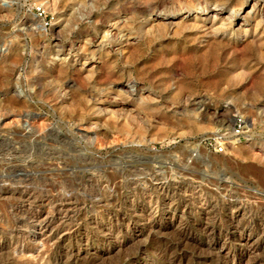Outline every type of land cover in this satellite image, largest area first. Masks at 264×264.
Segmentation results:
<instances>
[{
  "label": "rangeland",
  "instance_id": "1",
  "mask_svg": "<svg viewBox=\"0 0 264 264\" xmlns=\"http://www.w3.org/2000/svg\"><path fill=\"white\" fill-rule=\"evenodd\" d=\"M88 1L67 11L74 19L67 13L66 24L65 16L57 18L59 0H0V264H169L170 246L181 230L206 242L208 227L212 241L222 243L217 232L229 225L230 202L249 204L247 214L264 220V181L252 172L257 166L264 171V36H252L246 23L264 0ZM214 1L236 4L228 34L237 36L233 40L200 44L198 34L196 43L182 27L141 25L157 12L193 4L211 5V19L218 18ZM95 10L101 14L86 16ZM118 17L122 29L132 32L133 44H115L113 34L102 39L99 30ZM78 29L96 38L75 36ZM119 81L142 88L149 98L142 102L138 95L117 92ZM95 97L107 100L99 103ZM193 97L209 105L205 117L193 110ZM215 107H228L227 114L215 117ZM239 117L241 133L231 137ZM218 132L229 140L222 153L206 144ZM249 141L263 144V150L249 148ZM221 181L228 186L221 187ZM46 197L66 203L53 211L55 238L35 244L33 256L24 254L21 245L32 244L23 239L20 222L43 208ZM199 200L212 210H204ZM241 242L233 240L225 251L231 244L237 252L244 248Z\"/></svg>",
  "mask_w": 264,
  "mask_h": 264
},
{
  "label": "bare ground",
  "instance_id": "2",
  "mask_svg": "<svg viewBox=\"0 0 264 264\" xmlns=\"http://www.w3.org/2000/svg\"><path fill=\"white\" fill-rule=\"evenodd\" d=\"M84 1V0H83ZM202 1V0H201ZM82 2V0H59V7L61 8L59 11V14L57 16L58 19H60V17L65 16L62 20L63 22L66 23V21L69 20V18H73L72 15H70L68 12L69 10H71L74 5H76L77 3ZM90 2V0L88 1ZM93 2V1H91ZM206 2V1H205ZM215 2V1H214ZM218 2V1H217ZM225 2V1H224ZM182 3V2H181ZM197 3V2H196ZM209 3V2H208ZM213 3V2H212ZM226 3V2H225ZM80 4V3H79ZM85 4V3H84ZM107 4V3H106ZM190 4V3H189ZM200 4V3H199ZM256 4V3H255ZM48 5V4H47ZM171 5V4H170ZM230 5V4H229ZM236 5V4H235ZM233 7H229L226 4H221V3H216L215 2V8L218 7V9L216 10V12L218 14H220V16L217 18V16H214L213 19H211L212 14L210 13V9H211V5L205 4V5H197V4H193V5H184L185 7H179L176 10H172L169 13H160L157 12V10H152V12L156 13L154 16L152 17H147L144 18L141 21V25L142 27H149L147 30L151 29L153 30V27L157 26V25H167L168 28L170 29V26H172V29L175 28H181L182 30L183 28H185L189 34L191 35L192 40H196L197 43V34L201 37L199 42L201 44V42H207L209 41L208 39L213 38V39H219V38H234L235 35L233 36H228V34L232 35L231 33L233 32L232 30V24L234 19H236V6ZM177 6V5H176ZM175 6V7H176ZM181 6V5H180ZM183 6V5H182ZM238 6V4H237ZM174 7V6H173ZM235 7V8H234ZM239 7V6H238ZM237 7V8H238ZM254 7V6H253ZM81 8V7H80ZM106 9V8H105ZM240 9V8H239ZM237 9V10H239ZM99 10V9H98ZM171 10V9H170ZM215 10V9H214ZM226 10H229V15L227 17H222L221 14L223 12H225ZM57 11V10H56ZM68 11V12H67ZM169 11V10H168ZM92 12V11H91ZM94 12V11H93ZM250 12V11H249ZM70 15V17H66V15L68 14ZM73 13V12H72ZM71 13V14H72ZM104 13V12H103ZM101 14V12H95L94 13H88L86 16H88L89 18L91 17H97ZM150 15V14H149ZM148 15V16H149ZM162 15V16H161ZM145 17V16H144ZM172 18V17H180V20L177 21H170V22H166V21H160V18L162 19H166V18ZM249 19L246 20V23L248 25H250V28H253V33L251 34L252 36H258V38L264 36V7H260L255 6L251 13L248 14ZM70 18V19H71ZM74 19V18H73ZM72 19V20H73ZM114 19V18H113ZM123 19V18H122ZM161 19V20H162ZM72 20H70L69 22H71ZM76 21V20H75ZM94 22V21H93ZM103 22V21H102ZM121 22V23H120ZM123 21H120L119 17L117 18L116 21H114L113 24L111 25H103V29L101 28L99 30V32L102 34V39H106L108 38V36L110 34H113L112 36H114V39H118V41H115V44H121L122 42H125V44H129L132 43L130 41V39H133L134 37H132L131 33L129 32H125L124 29H122L123 25L120 26V24H122ZM68 23V22H67ZM66 23V24H67ZM108 25V26H107ZM107 26V27H106ZM106 27V28H105ZM156 28V27H155ZM166 28V29H168ZM234 28V27H233ZM71 29V28H70ZM143 29V28H142ZM159 29V28H158ZM145 30V29H144ZM143 30V31H144ZM171 30V29H170ZM177 30V29H175ZM181 30V29H180ZM248 30V29H246ZM66 31V30H65ZM64 31V32H65ZM70 31V30H69ZM98 31V29H97ZM114 31V32H113ZM139 31V30H138ZM167 31V30H166ZM59 32V31H58ZM75 33V36L78 37H83L86 41H89L93 39L94 34L88 30H84V29H78V31H73ZM113 32V33H112ZM148 32V31H147ZM163 32V31H162ZM165 32V31H164ZM169 32V31H167ZM173 31H171V33H173ZM182 32V31H181ZM186 32V31H185ZM146 33V32H145ZM187 33V32H186ZM71 34V33H70ZM169 34V33H168ZM175 34V33H174ZM239 34V33H238ZM187 36H189L188 34H186ZM193 35V36H192ZM243 35V34H242ZM134 36V35H133ZM169 37V36H168ZM237 37V36H235ZM96 38V37H95ZM83 39V40H84ZM221 41V40H220ZM264 40H261L260 43H263ZM85 42V41H84ZM192 43H194L195 41H191ZM223 42H225L223 40ZM231 42V40H230ZM88 43V42H87ZM210 43V41H209ZM133 44V43H132ZM227 44V41H226ZM250 44V43H249ZM85 45V44H84ZM203 45V44H202ZM197 46V45H196ZM201 46V45H200ZM207 47V46H206ZM249 47V46H248ZM101 48V47H100ZM205 48V47H204ZM137 49V48H136ZM194 54V53H193ZM192 54V55H193ZM64 59V58H63ZM54 60H59V58H54L52 61ZM60 60H62L60 58ZM190 61V60H189ZM191 62V61H190ZM91 69L94 68L92 66H90ZM179 67V66H178ZM90 73V72H89ZM115 73V72H114ZM92 75V74H91ZM250 75V74H249ZM90 76V74L88 75ZM118 76V75H117ZM115 76V77H117ZM120 76V75H119ZM122 76V75H121ZM125 77V76H124ZM108 78V77H107ZM106 78V79H107ZM111 78V77H110ZM121 78V77H120ZM122 79V78H121ZM124 79V78H123ZM87 80V79H86ZM115 80V79H114ZM120 80V79H119ZM257 80V79H256ZM255 80V81H256ZM108 81V79H107ZM106 81V82H107ZM118 81V80H117ZM258 81V80H257ZM262 81V80H261ZM110 82V81H109ZM115 82V81H114ZM261 83V82H260ZM264 83V82H263ZM111 84V83H108ZM116 84H119L120 87L118 89H116L117 92L120 93H126L127 95H138V98L143 102L145 100V97L147 98L148 96H143L141 91L142 88L140 87H135L134 89H132V87L134 85H130L131 87L128 86V82L125 83V81H119ZM114 85V84H113ZM103 86V85H102ZM105 86V84H104ZM109 87V85H107ZM106 86V87H107ZM107 87V88H108ZM106 88V89H107ZM128 88V89H127ZM261 89V88H260ZM110 89H108L107 91H109ZM102 91V90H101ZM106 91V92H107ZM103 92L105 93L104 87H103ZM90 93V92H89ZM102 93V92H101ZM180 93V92H178ZM254 93V92H252ZM116 94V93H115ZM262 94V93H261ZM92 95V94H91ZM90 95V96H91ZM103 95V94H102ZM119 95V94H118ZM118 95L116 97H118ZM160 95V93H159ZM177 95V94H176ZM179 95V94H178ZM184 95V94H183ZM255 95V94H254ZM122 96V95H120ZM181 96V95H180ZM101 97V96H100ZM105 97V96H104ZM107 97V96H106ZM187 97H189V95H187ZM254 97V96H253ZM92 98V97H91ZM94 98V97H93ZM96 98V97H95ZM123 98V97H122ZM130 98V97H129ZM149 98V97H148ZM195 102L192 104V108L193 110L197 109L200 110L199 113L200 115L204 116L207 115L208 111H209V105H207V102L205 101V99L203 97H193ZM97 99V98H96ZM105 99V98H104ZM113 99V98H112ZM111 99V100H112ZM126 99V98H125ZM135 99V98H134ZM156 99V98H155ZM90 100V99H89ZM107 100V99H106ZM106 100H102V99H97V101L99 103H104ZM116 99H114L115 101ZM118 100V99H117ZM116 100V101H117ZM122 100V99H121ZM120 100V101H121ZM193 100V101H194ZM197 100V101H196ZM96 101V102H97ZM126 101V100H124ZM153 101V100H152ZM122 102V101H121ZM227 108L222 107V108H218L215 107L214 108V112L213 114L215 115V117H219V116H224L225 114H227ZM212 111V110H211ZM230 112V111H229ZM262 113V112H261ZM111 115V114H110ZM254 120V119H253ZM258 142V141H257ZM262 144V143H261ZM249 145L252 149H258V150H263L262 145H257L254 141H249ZM248 152V151H247ZM11 154V153H10ZM249 154V153H248ZM63 155V154H62ZM77 155V153H76ZM250 156V155H249ZM254 158V157H253ZM72 159V158H71ZM251 159V158H250ZM68 161V160H67ZM66 162V161H65ZM82 163V162H81ZM59 164V163H58ZM83 164V163H82ZM104 164V163H103ZM88 165V164H87ZM51 166V165H50ZM83 167V166H82ZM81 167V168H82ZM61 168V167H60ZM64 167H62L63 169ZM254 169L252 170V172L254 173V175H259L261 177V179L264 181V171L257 167H253ZM73 169V168H72ZM66 170V169H63ZM68 170V169H67ZM108 170V169H106ZM110 170V169H109ZM60 171V170H59ZM82 171V169L80 170ZM46 172V171H45ZM50 172V171H49ZM61 172V171H60ZM67 172V171H66ZM68 172H70L68 170ZM67 172V173H68ZM73 172V171H72ZM63 173V171H62ZM65 173V172H64ZM82 173V172H81ZM87 173V172H86ZM107 173V172H105ZM135 173V172H133ZM84 174V172H83ZM92 174V171L90 173ZM107 174H110L109 172ZM112 174V173H111ZM110 174V175H111ZM136 174V173H135ZM61 175V174H60ZM64 175V174H63ZM88 175V174H87ZM98 175V174H97ZM152 175V174H151ZM49 176V175H48ZM94 176V175H93ZM102 176V175H101ZM53 177V176H52ZM64 177V176H63ZM99 177V176H98ZM103 178V177H102ZM106 179V178H105ZM157 179V178H156ZM96 180V179H95ZM100 180V177H99ZM97 181V180H96ZM101 181V180H100ZM105 181V180H103ZM209 181V180H208ZM62 182V181H61ZM102 182V181H101ZM213 182V181H211ZM209 182V183H211ZM218 183V182H217ZM227 181H221L220 184L222 185L221 187H227ZM39 184V183H38ZM64 184V183H63ZM108 184V183H107ZM118 184V183H117ZM160 184V183H159ZM215 184V183H213ZM113 185V184H111ZM116 185V184H115ZM209 185V184H208ZM212 185V184H211ZM166 186V185H165ZM132 187V186H131ZM27 188V187H26ZM48 188V187H47ZM95 188V187H94ZM109 188H112L111 186ZM158 188V187H157ZM168 188V187H167ZM211 188V187H210ZM215 188V187H213ZM44 189V188H43ZM98 189V188H97ZM216 189V188H215ZM223 189V188H222ZM226 189V188H225ZM224 189V190H225ZM7 190V189H6ZM37 190V188H36ZM50 190V189H49ZM78 190V189H77ZM108 190V189H107ZM116 190V189H115ZM119 190V189H118ZM162 190V189H161ZM204 190V189H203ZM40 191V190H39ZM201 191V190H200ZM199 191V192H200ZM220 191V190H219ZM5 192V191H4ZM3 192V193H4ZM7 192H12V189L10 188ZM115 192V191H114ZM202 192V191H201ZM21 193V192H20ZM24 193V192H23ZM100 193V192H99ZM184 193V192H183ZM63 194V193H62ZM113 194V193H112ZM171 194V193H170ZM185 194V193H184ZM203 194V192H202ZM206 194V192H205ZM244 194V193H243ZM263 194V193H262ZM30 195V194H29ZM39 195V194H38ZM47 195V194H46ZM58 195V194H57ZM64 195H67L66 193ZM115 195V194H114ZM166 195V194H164ZM199 195V194H198ZM197 195V196H198ZM201 195V194H200ZM253 195V194H252ZM256 195V194H255ZM254 195V196H255ZM261 196V194H258ZM6 196V195H5ZM70 195H68V197L66 199H64L65 201H70ZM104 196V195H103ZM187 196V195H185ZM191 196V195H190ZM186 197L188 199L183 198V201L188 202L189 199L191 197ZM251 196V195H250ZM30 197V196H29ZM256 197V196H255ZM254 197V198H255ZM10 198V197H9ZM49 197L45 198L42 200L41 204L44 205L43 208L42 206L39 207L37 206L36 209H34L35 211H31L30 215H27L28 217H26V219L24 218L20 223L22 228L19 230L22 234L23 239H25L28 243H31L32 246L31 247H25V245H21L22 249H20V251H22L24 254L29 253L30 255H32L37 248L35 247V244L37 243H41L42 245H44L47 242H50V240L55 238V233L53 232V224L56 223V221H58L57 219H55V217H53V211L54 210H60L61 208H63V206L66 203H61L62 199H48ZM195 198V196L193 197ZM199 198V196H198ZM197 198V199H198ZM205 198V197H204ZM232 198V197H231ZM256 198H260V197H256ZM255 198V199H256ZM36 199V198H35ZM73 199V198H72ZM105 199V198H103ZM112 199V198H111ZM173 199V198H172ZM207 199V197H206ZM224 199V198H223ZM228 199V198H227ZM235 199V198H234ZM233 199V200H234ZM239 199V197L237 198ZM241 199V198H240ZM24 200V199H23ZM28 200V199H27ZM63 200V201H64ZM108 200V199H107ZM113 200V199H112ZM175 200V199H174ZM194 200V199H193ZM17 201V200H16ZM29 201V200H28ZM100 201V198H99ZM156 201V200H155ZM173 201V200H172ZM226 201V200H225ZM33 202V201H32ZM112 202V201H111ZM148 202V201H147ZM151 202V201H150ZM182 202V201H181ZM200 202V200H199ZM211 202V201H210ZM255 202V201H254ZM69 203V202H68ZM71 203V202H70ZM98 203V202H97ZM100 203V202H99ZM107 203V202H106ZM171 203V202H170ZM22 204V203H21ZM102 204V203H100ZM166 204V202H165ZM168 204V203H167ZM174 204V203H173ZM176 204V203H175ZM198 204V203H197ZM200 204H202L204 207V210H207L208 208L211 209V205L207 202H200ZM105 206V203L103 204ZM201 205V206H202ZM249 205V204H247ZM247 205L241 201H236V202H230L228 209H229V213H228V221H229V225L225 228V229H219V231L217 232V236L218 239H222V243L220 245H218L217 241H212L213 237H214V233L213 231L211 232L209 230L208 227H205V229H203L205 236L207 237L206 242H197L196 238L191 237L186 231L181 230L182 235L180 236V238H178L177 236V240H173L172 237L171 239L173 240L172 245L170 246V248L172 247V249L174 250V255L172 258L169 259V264H229V262L231 261L232 264H264V253H263V249H264V220L260 217H255V219L253 218V216L251 217L250 215H248V210H247ZM99 206V205H98ZM175 206V205H174ZM173 206V207H174ZM215 207V205H212ZM221 206V205H220ZM29 207V206H28ZM168 207L169 204H168ZM177 207V206H176ZM254 207V206H253ZM47 208V209H46ZM157 208V207H156ZM166 208V207H165ZM257 208V207H256ZM160 209V208H159ZM214 209V208H213ZM253 209V208H252ZM31 210V208H30ZM170 210V209H169ZM212 210V209H211ZM210 210V211H211ZM255 210V209H254ZM157 211V210H156ZM162 211V210H161ZM199 211V210H198ZM225 211V210H223ZM251 211V209H250ZM253 211V210H252ZM22 212V211H21ZM57 212V211H56ZM61 212V211H60ZM100 212V211H99ZM197 212V211H196ZM201 212V211H200ZM209 212V211H207ZM227 212V211H226ZM30 212L27 211V214H29ZM225 213V212H224ZM248 213V214H247ZM14 214V213H13ZM251 214V213H250ZM253 215V213H252ZM99 216V215H98ZM22 217V216H21ZM222 217V216H221ZM130 218V217H129ZM166 218V217H165ZM173 218V217H172ZM195 218V217H194ZM199 218V217H198ZM205 218V217H204ZM225 218V217H224ZM62 219V218H61ZM149 219V218H148ZM221 219V218H220ZM109 220V219H108ZM165 220V219H164ZM201 220V219H200ZM222 220V219H221ZM119 221V220H118ZM151 221V220H150ZM208 221V220H207ZM211 221V220H210ZM213 221V220H212ZM227 221V222H228ZM148 222V221H146ZM160 222V221H159ZM189 222V221H188ZM196 222V221H195ZM112 223V222H111ZM139 223V222H138ZM149 223V222H148ZM170 223H173V221L171 220ZM170 223H167L166 226L170 227ZM181 223V222H180ZM208 223V222H207ZM214 223V222H211ZM210 223V224H211ZM224 223V222H223ZM109 224V223H108ZM137 224V223H136ZM150 224V223H149ZM148 224V226H149ZM164 224V223H163ZM187 224V223H186ZM56 225V224H55ZM141 225V223H140ZM145 225V224H144ZM180 225V224H179ZM205 225V224H204ZM259 225H261L262 227H258ZM4 226V225H3ZM115 226V225H114ZM142 226V225H141ZM165 226V227H166ZM182 226V225H181ZM185 226V225H184ZM103 227V226H102ZM156 227V226H155ZM163 225H160L159 229L161 231ZM177 227V226H176ZM175 227V228H176ZM180 227V226H179ZM178 227V229H179ZM192 227V226H191ZM204 227V226H203ZM194 228V227H193ZM106 229V228H105ZM150 229V228H148ZM156 229V228H155ZM184 229V228H183ZM157 230V231H158ZM150 232V230H148ZM154 231V230H153ZM152 231V232H153ZM172 231V230H171ZM176 231V230H175ZM174 231V232H175ZM193 231V230H192ZM106 232V231H105ZM148 232V233H149ZM163 232V231H162ZM57 233V232H56ZM159 233V231H158ZM199 233V232H198ZM3 234V233H2ZM84 234V233H83ZM105 234V233H104ZM119 234V233H118ZM152 234V233H151ZM150 234V235H151ZM155 234V233H154ZM157 234V232H156ZM162 234V233H161ZM164 234V232H163ZM166 234V232H165ZM192 234V233H191ZM202 234V233H201ZM20 235V234H19ZM110 235V234H109ZM147 235V234H146ZM158 235V234H157ZM173 235V234H172ZM204 235V234H203ZM4 236V235H3ZM63 236V235H62ZM160 236V234H159ZM168 236V233H167ZM166 236V237H167ZM169 236L171 237V234H169ZM110 237V236H109ZM117 237V236H116ZM16 238V237H15ZM21 238V235H20ZM1 239V238H0ZM60 239V238H59ZM114 238H112L111 240H113ZM175 239V238H174ZM57 240V239H56ZM167 240V239H166ZM233 240H239L242 241L241 242V246L244 248H240L238 250H236L237 252H233V250H231V244H230V249L228 250V248L226 249L227 251H225V247L227 246L226 244L231 243ZM18 241V240H17ZM109 242V241H108ZM111 242V241H110ZM109 242V243H110ZM10 243V242H9ZM17 243V242H15ZM53 243V242H52ZM57 243V242H56ZM116 243V242H115ZM165 243V242H164ZM11 244V243H10ZM14 244V243H13ZM30 244V245H31ZM64 244V243H63ZM118 244V243H117ZM168 244V243H167ZM3 245V244H2ZM12 245V244H11ZM20 245V244H19ZM52 245V244H51ZM6 246V245H5ZM10 246V245H9ZM13 246V245H12ZM16 245H14L15 247ZM20 246V247H21ZM53 246V245H52ZM165 247V246H164ZM167 247V246H166ZM17 248V247H16ZM13 250V249H12ZM165 250V249H164ZM15 251V250H14ZM18 251V252H20ZM79 251V250H78ZM155 251V250H154ZM13 253V252H12ZM59 253V252H58ZM165 253V252H164ZM172 253V251H171ZM21 254V252H20ZM69 254V253H68ZM157 254V253H156ZM163 254V253H162ZM166 254V253H165ZM14 255V254H13ZM61 255V254H60ZM168 255V254H167ZM171 254H169L170 256ZM33 256V255H32ZM64 256V255H63ZM246 258L245 262H242V260ZM2 259V258H1ZM60 259V258H59ZM58 259V261H60ZM166 259V258H165ZM76 260V259H75ZM67 261V259H66ZM155 261V260H154ZM164 261V260H163ZM12 262V261H11ZM56 262V261H55ZM75 262V261H74ZM160 262V261H159ZM165 262V261H164ZM68 263V262H67ZM157 263V262H156ZM15 264V263H14ZM158 264V263H157Z\"/></svg>",
  "mask_w": 264,
  "mask_h": 264
},
{
  "label": "built area",
  "instance_id": "3",
  "mask_svg": "<svg viewBox=\"0 0 264 264\" xmlns=\"http://www.w3.org/2000/svg\"><path fill=\"white\" fill-rule=\"evenodd\" d=\"M37 15L38 16H43L44 11L42 10L41 7L36 8ZM243 121L239 117L237 118L233 125H232V135L231 137H235L241 133V128H242ZM227 136L223 133L218 132V135L212 138L211 140H208L206 144L210 145L214 152L216 153H222L225 150V147L229 145V140H226Z\"/></svg>",
  "mask_w": 264,
  "mask_h": 264
}]
</instances>
